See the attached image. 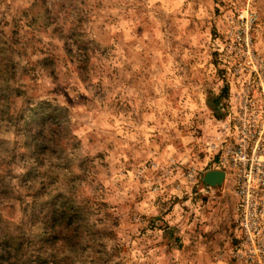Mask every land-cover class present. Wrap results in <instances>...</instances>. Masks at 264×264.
<instances>
[{"label": "rangeland", "instance_id": "rangeland-1", "mask_svg": "<svg viewBox=\"0 0 264 264\" xmlns=\"http://www.w3.org/2000/svg\"><path fill=\"white\" fill-rule=\"evenodd\" d=\"M237 36L264 80V0H0V264H239L203 182Z\"/></svg>", "mask_w": 264, "mask_h": 264}, {"label": "built area", "instance_id": "built-area-1", "mask_svg": "<svg viewBox=\"0 0 264 264\" xmlns=\"http://www.w3.org/2000/svg\"><path fill=\"white\" fill-rule=\"evenodd\" d=\"M233 76H244V55L251 56L249 39ZM245 46V52H244ZM230 94L220 110L222 119L205 141L212 167L231 177L236 232L232 259L239 264H264V80L230 81Z\"/></svg>", "mask_w": 264, "mask_h": 264}, {"label": "trees", "instance_id": "trees-1", "mask_svg": "<svg viewBox=\"0 0 264 264\" xmlns=\"http://www.w3.org/2000/svg\"><path fill=\"white\" fill-rule=\"evenodd\" d=\"M226 93H227V88H223L221 96H219V98H217L215 102H217V104H218L219 100L222 99L221 97H223V99H225ZM217 104L215 106L216 108H217ZM62 110H64V109H62L60 107L52 108L49 105V102H41L39 104V107H38L37 115L39 117V120H41V119H43L47 116H50L54 113L61 112ZM220 114L222 116V112ZM220 114L216 113L217 117L220 118L221 117ZM37 137L39 140L41 139L40 136H37ZM68 207H66L65 209H61V212L60 213L58 212L59 213L58 215L53 216V218L56 219V223L53 224V227L68 228V227H72L75 225V221L73 219V216L76 214V212H73L74 210L71 211V209H69Z\"/></svg>", "mask_w": 264, "mask_h": 264}, {"label": "water", "instance_id": "water-1", "mask_svg": "<svg viewBox=\"0 0 264 264\" xmlns=\"http://www.w3.org/2000/svg\"><path fill=\"white\" fill-rule=\"evenodd\" d=\"M223 181L224 173L222 171H208L203 179V182L209 187L221 185Z\"/></svg>", "mask_w": 264, "mask_h": 264}]
</instances>
